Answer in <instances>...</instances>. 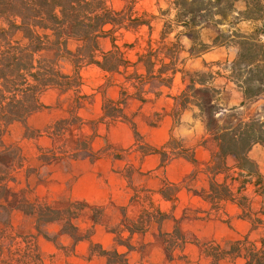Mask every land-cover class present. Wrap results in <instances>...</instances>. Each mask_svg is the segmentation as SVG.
<instances>
[{
	"label": "trees",
	"instance_id": "1",
	"mask_svg": "<svg viewBox=\"0 0 264 264\" xmlns=\"http://www.w3.org/2000/svg\"><path fill=\"white\" fill-rule=\"evenodd\" d=\"M123 1L126 4L116 10L109 0H0V157L11 160L9 166L0 161V264H44L37 240L44 235V226L51 223L62 224V233L69 235L74 242L80 240L73 224L77 213L71 207L54 209L27 197L26 191H22L15 208L4 202L9 184L16 182V173L23 167L24 160L20 149L6 146L2 137L14 124L25 125L32 115L44 108L40 102L42 94L50 89L71 94L67 109L69 117L46 128V132L54 136L62 135L70 126L80 128L84 124L78 110L90 96L82 93L84 80L81 72L89 66L102 73L105 88H118L116 99L102 95L101 115L96 124L106 126L125 122L134 127L132 118L126 114L130 100L144 104L151 95L158 98L167 89L165 97L174 101L173 116L177 119L189 105L203 111L200 98L193 94L196 90L218 91L211 86V81L215 76H221L219 72L191 71L186 69V63L209 48L196 39L193 28L207 21L220 24L228 13L234 11L228 0L224 6H220L224 0H214L215 4H211L212 0H172L158 17L145 12L138 14L134 10L136 0ZM172 9L175 13L169 18ZM215 16L220 18L215 20ZM239 16L241 20L264 22V6H256L254 10L248 6ZM157 20L163 21V26L158 38L153 39L152 23ZM143 27L148 30L146 39L138 37L132 43H117L118 32L138 33ZM172 32L176 33L170 40ZM184 34L191 36L187 49L180 41ZM260 35L258 31L236 33L238 54L232 62L226 63L230 71L226 78L241 90L245 100L264 95V42ZM102 39H109V49L100 48ZM221 44L217 37L213 40V45ZM132 51L134 57L130 56ZM183 52L187 53L184 57L181 56ZM63 62L69 69H63ZM177 75H180L184 88L171 95L169 91ZM208 113H212L211 108ZM214 141L217 151L206 166L208 189L202 196L213 205L236 202L242 208L244 218L256 230L257 237L250 240L246 236L224 248L215 243L204 244V253L212 258L211 264H218L224 258H241L243 264H264V203L258 212L252 214L249 199L240 194L252 184L256 195L264 197V178L247 156L253 145L264 147V111L235 125L222 126L215 132ZM174 142L170 140L165 148H170L174 156L195 163L194 151L178 143L172 147ZM176 149L178 151L173 153ZM153 152L167 156L164 150ZM228 157L234 160L236 177L228 174L231 169L227 164ZM220 175H223L221 181L218 180ZM235 182L240 183L237 191L233 190ZM14 210L31 221L35 233L13 226ZM157 213L159 223L166 219L165 214L158 210ZM144 214L136 222H131L130 227L124 228L130 234L145 231L150 219ZM102 254L112 258L108 264L126 260L124 255L115 251H103Z\"/></svg>",
	"mask_w": 264,
	"mask_h": 264
},
{
	"label": "rangeland",
	"instance_id": "2",
	"mask_svg": "<svg viewBox=\"0 0 264 264\" xmlns=\"http://www.w3.org/2000/svg\"><path fill=\"white\" fill-rule=\"evenodd\" d=\"M171 1L136 0L134 10L138 14L145 12L158 17L160 11L167 9ZM225 1L220 6H224ZM228 2L234 11L228 13L220 24L207 21L198 23L193 28L196 39L209 47L206 50L209 53L187 62L186 69L219 72L221 76H215L211 81V86L218 90L216 93L197 90L193 93L200 98L199 104L203 111L194 109L183 119V124L192 127L191 129H184L177 136L169 133L176 122L171 117L164 118L170 113L168 107L171 101L166 100L152 101L141 108L132 103L129 114L133 115L134 127L122 122L110 126L100 123L93 126L101 112V93L98 87L104 85V79L96 67L89 66L81 72L84 80L82 90L90 98L78 111L84 120L80 128L70 126L62 135L54 136L46 132L49 125L69 117L66 110L71 97V94L61 95L57 90H49L40 97L44 106L41 111L33 115L25 125L14 124L4 134V144L18 147L24 160L23 167L16 173V182L9 184L5 204L14 208L22 191H26L29 198H36L38 202H44L55 209L71 207L78 215L73 220L78 228L77 236L81 239L78 242H74L69 235L62 234L60 223H51L43 228L44 235L39 236L38 243L46 264H108L112 258L103 255V251L113 252L116 247L119 251L127 250L117 244H126L128 250L132 249L127 263L125 260L122 264H198V245L202 241L215 239L222 243L248 233L249 225L238 217L239 210L236 206L230 202L219 207L203 203L193 192L188 193L183 188L186 169L182 165L172 163L169 155L163 157L161 153H151L152 150L158 151L167 132L176 141L179 136L185 135L183 137L188 138L191 146L197 149L198 164L201 165L208 152L215 149L216 131L224 125H235L264 111V95L245 100L241 90L226 78L230 75L227 64L238 54L236 33L253 34L258 31L264 42V22L241 20L239 16L248 6L252 10L256 6H264V0ZM109 4L119 10L126 2L109 0ZM211 4H215L214 0ZM174 13L172 9L169 18ZM219 18L215 16L214 19ZM197 21L199 22L198 19ZM152 25V38L157 39L163 21H154ZM147 31L143 27L138 33L118 32V44L132 43L138 37H143L144 40L148 37ZM175 33L170 34V40H173ZM190 37L188 34L180 37L186 49L190 47ZM216 37L218 42H222L221 45H213ZM143 40L141 42L144 44ZM109 47V39L100 42L102 50ZM211 47L214 48L210 49ZM196 49L199 50V47ZM186 55L184 52L181 54L183 57ZM130 56L134 57L133 51ZM217 63L220 65L217 66ZM62 66L64 70L69 69L65 62ZM183 88L180 75H177L173 93ZM196 88L199 86L196 85ZM107 95L113 97L115 93L108 91ZM209 108L212 110L210 115ZM175 144L174 142L172 147H176ZM149 152L155 157L144 161ZM247 156L256 164L264 178V147L253 145ZM0 161L6 166L11 164L10 158L5 156L0 157ZM232 163L234 160L229 159V164ZM206 183L203 177L198 179L196 190ZM234 186L239 189L240 183L236 182ZM135 194H149L154 207H148V213L157 221L159 216L156 205H160L168 214L173 211L174 219L167 222L164 231L154 229L149 234L135 233L130 240V247V242L119 238L115 240V235L110 230L116 227L124 214L127 217L138 214L139 205L131 200ZM241 194L250 199L252 212H258L264 203V197L256 195L255 186L247 185ZM174 197L176 199L173 203L165 199ZM12 222L18 230L33 231L31 221L21 213L14 212ZM124 223V226H131L126 220ZM128 236L127 231L122 234L123 238ZM250 236L255 239L257 233ZM184 243L187 246L183 249ZM122 255L126 258L125 254ZM199 264L207 263L201 259ZM221 264L232 263L226 260Z\"/></svg>",
	"mask_w": 264,
	"mask_h": 264
},
{
	"label": "crops",
	"instance_id": "3",
	"mask_svg": "<svg viewBox=\"0 0 264 264\" xmlns=\"http://www.w3.org/2000/svg\"><path fill=\"white\" fill-rule=\"evenodd\" d=\"M103 40V39H102ZM101 40V41H102ZM100 41V42H101ZM118 43V42H117ZM212 48H214V47H211L210 49H212ZM109 49V48H108ZM105 50H107V49H105ZM209 53V50L208 51H205L204 53H202L200 56H202L203 54H208ZM200 56H198V57H200ZM198 57H194V58H191V59H189L187 62H189L190 60H193V59H196V58H198ZM186 65H187V63H186ZM99 71V70H98ZM100 72V71H99ZM100 74H101V76H102V73L100 72ZM176 78H177V76L175 77V79H174V86H173V88L171 89V91H169L170 93H171V95H176V94H178L180 91H177V93H173V90H174V87H175V81H176ZM104 82H105V80H104ZM83 86H84V84H83ZM83 86H82V88H83ZM216 88V87H215ZM98 91H100V95H101V105H102V95L104 94L106 97H108V98H110V99H116L117 97H118V88L117 87H115V86H112V87H108V88H105V86L104 85H101V86H99L98 87ZM101 89V90H100ZM217 89V88H216ZM50 90H57V89H50ZM49 91V90H48ZM57 91H59V90H57ZM108 91H112V92H114L115 93V96H113V97H109L108 95H107V92ZM47 92V91H46ZM60 92V91H59ZM168 91H167V89L166 90H164V94L162 95V96H160V97H158V98H155L154 96H150V100L148 101V102H146V103H144V104H141V103H139V102H137V101H135V100H130L129 101V104H128V107H127V109H126V114L129 116V117H131L132 118V120H133V115H130L129 114V108H130V105L132 104V103H134V104H137V105H139V107L141 108V107H143V106H145V105H147L148 103H150V102H152V101H158V100H166V101H171V104L169 105V111H170V113L169 114H166L165 116H164V118H167V117H171L173 120H175V122H176V126H174L173 127V129L171 130V132H169V133H171L173 136H177V135H180V134H178L179 132L180 133H182V131L184 130V129H191L190 128V126H188L187 124H183V119H185V118H187L186 116L190 113V112H193V110L194 109H197L198 110V107H196V106H194V105H189V107L188 108H186L185 110H183L180 114H179V116L177 117V119L176 118H174V116H173V107H174V101L171 99V98H167V97H165V94L167 93ZM82 93H84L83 92V90H82ZM60 94L61 95H67V94H62L61 92H60ZM85 94V93H84ZM43 95V94H42ZM41 95V96H42ZM87 95V94H86ZM40 96V97H41ZM90 98V97H89ZM69 100H70V98H69ZM89 100V99H88ZM88 100H86L84 103H86ZM83 103V104H84ZM167 105V104H166ZM81 108H82V106H81ZM80 108V109H81ZM79 109V110H80ZM78 110V111H79ZM101 111V110H100ZM199 111V110H198ZM66 112H67V110H66ZM38 113V112H37ZM36 114V113H35ZM34 114V115H35ZM79 115V114H78ZM100 115H101V112H100ZM100 115L98 116V118L100 117ZM33 116V115H32ZM31 116V117H32ZM30 117V118H31ZM29 118V119H30ZM98 118L96 119V121H94L93 122V126H95L96 125V122H97V120H98ZM28 119V120H29ZM27 120V121H28ZM122 123H125V122H122ZM98 124V123H97ZM101 124V123H100ZM105 125V124H104ZM112 125V124H111ZM110 126V125H109ZM189 127V128H188ZM169 133L167 132V137H166V139L161 143V145L159 146V148H157L158 150H164L165 152H166V154L167 155H169L170 156V160L172 161V163H177V164H180V165H182L183 167H184V169H186V174L183 176V183H184V185H183V188L185 189V191L186 192H188V193H192L193 192V194H195L197 197H198V199L200 200V201H202L203 203H206V204H210V205H212V206H214V207H219V206H223V205H225L226 203H228V202H230V204H233L234 206H236L237 208H238V210H239V215H238V217L240 218V219H242V220H244V221H246L247 223H248V225H249V231H248V233H246L245 235H242V236H238V237H236V238H234V239H230V241H226V242H220V241H217V240H215V239H211V240H208V241H206V242H201V244L200 245H198V248H199V252H198V256H197V259H198V264L201 262V259H203L204 261H206V263L207 264H211V262H212V258L211 257H208V256H206L205 255V253H204V244H209V243H215V244H218V245H220L222 248H224V247H226L227 245H228V243H231V242H233V241H236V240H240V239H243L244 237H249V239L250 240H254V239H251L250 237V235L252 234V233H256V230H253L252 229V225H251V223H250V221L249 220H247L246 218H244V216H243V210H242V208L236 203V202H231V201H225V202H220L218 205H213L212 204V202H210L209 200H207L206 198H204L203 196H202V193L204 194V192L205 191H207V189H208V173H206V166H207V164H208V162L210 161V159H211V157H212V155L217 151V145H216V143H215V141H214V143H215V149H212L210 152H208V154H207V157L205 158V160H204V162L200 165V164H198L199 163V161H198V159H197V154H196V152H197V149L194 147V146H191V143L189 142V140H188V138L186 139L185 137H183V136H185V135H181V136H179V140H175L174 139V137L173 136H169ZM181 137V138H180ZM168 138H169V140H174L175 141V143L177 144H181L182 145V147L183 148H185V149H190V150H193L194 151V157H195V163H192L191 161H189V160H187V159H185V158H183V157H180V156H174V154H172L171 152H172V150L170 149V148H165L166 147V144L169 142V140H168ZM178 151V149H176V150H174L173 151V153H175V152H177ZM203 153V152H202ZM154 154H158V153H154ZM204 154V156H205V153H203ZM152 157H155V155H152L151 153H149L147 156L145 155V157H144V161H145V159L147 158V159H149V158H152ZM229 159H231V160H233V158L232 157H228V159H227V164L229 165V167H231V169H230V171L228 172V174H230V175H232L233 177L236 175V173L235 172H237V170L233 167V165H234V163H232V164H229ZM170 161V162H171ZM262 176V175H261ZM201 177H203L205 180H206V185L205 186H202L199 190H196V188H195V184L197 183V181H198V179H200ZM263 177V176H262ZM223 179V175H220V176H218V180L219 181H221ZM229 180V179H228ZM236 184V182L234 183V185ZM233 185V190L234 191H237V189L235 188V186ZM158 193V192H157ZM159 193H161V192H159ZM241 194V193H240ZM241 195H243V194H241ZM164 198V197H163ZM248 198V197H247ZM31 199H33V198H31ZM34 199H36V198H34ZM166 199V201H169V202H171V203H173L174 202V200L176 199L175 197L172 199V198H165ZM249 199V198H248ZM20 200V199H19ZM37 200V199H36ZM131 200H133V202L134 203H137L138 205H139V211H138V214L137 215H135V216H133V217H127L125 214L123 215V219L116 225V227L115 228H113L112 230H110V233L111 234H113V235H115V240H116V238H119V239H121V240H124V241H127V242H130V240H131V238H132V236L135 234V233H132V234H130V232L127 230V229H125L124 228V221L126 220V221H128L130 224H131V222H136L139 218H140V216L142 215V213L144 212L145 214H146V216H149V219H150V222H149V224L147 225V227L145 228V231H143V232H136V233H144V234H149V233H152L153 231H154V229H156V230H162V231H164L163 229H165V225L167 224V222H169L170 220H173L174 219V214H173V211L172 212H169V214L167 213V211H165V210H163L161 207H160V205H156V211L158 210L159 212H161V213H163V214H165L166 215V219H164L162 222H158L155 218H153V216L152 215H150L149 213H148V207H150V208H153L154 207V201L151 199V197L149 196V194H145L144 196H140V195H138V194H135V195H133L132 196V199ZM249 201H250V199H249ZM19 202V201H18ZM18 204V203H17ZM16 207V206H15ZM14 207V208H15ZM172 208H174V205L172 206ZM55 209V208H54ZM14 212H17V211H15L14 210ZM13 212V213H14ZM250 212L252 213V214H255L254 212H252V210H251V205H250ZM18 213H20V212H18ZM22 214V213H21ZM23 215V214H22ZM24 216V215H23ZM25 217V216H24ZM77 217H78V215H77ZM77 217L75 218V219H77ZM26 218V217H25ZM74 219V220H75ZM32 225V224H31ZM76 226V225H75ZM45 227V226H44ZM31 228H32V226H31ZM33 229V228H32ZM76 234L78 233V228L76 227ZM125 231H127L128 233H129V236L128 237H126V238H123L122 237V234L125 232ZM31 232V231H30ZM31 233H35V231H34V229H33V231L31 232ZM63 234V233H62ZM256 239V238H255ZM81 240V239H80ZM79 240V241H80ZM39 241V237H38V240H37V242ZM78 242V241H77ZM129 246L131 245V242H130V244H128ZM117 246L118 247H125L127 250L126 251H119L118 249H117V247H116V249H115V251L118 253V254H125V259H126V263H127V261H128V259H129V257H128V255H129V253L132 251V249H129L128 250V248H127V246H126V244H117ZM185 246H187V243H184V245H183V249L185 248ZM38 247H39V243H38ZM131 247V246H130ZM39 250H40V248H39ZM40 252H41V250H40ZM42 253V252H41ZM98 255V254H97ZM42 256H43V254H42ZM99 256V255H98ZM43 258H44V256H43ZM226 260H228V261H230L232 264H243V260L241 259V258H236L235 260H231V259H229V258H224V259H221L220 261H219V263L218 264H221V262L222 261H226ZM44 264H46V262H45V259H44ZM118 264H122V263H118Z\"/></svg>",
	"mask_w": 264,
	"mask_h": 264
}]
</instances>
